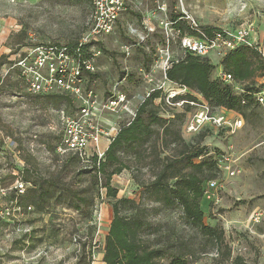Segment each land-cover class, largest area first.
Listing matches in <instances>:
<instances>
[{
    "label": "rangeland",
    "instance_id": "1",
    "mask_svg": "<svg viewBox=\"0 0 264 264\" xmlns=\"http://www.w3.org/2000/svg\"><path fill=\"white\" fill-rule=\"evenodd\" d=\"M92 9L91 0H0V264H106L114 200L102 187L103 176L97 184L93 172L85 171L93 155L104 154L153 88L165 114L188 116L199 108L169 104L172 88L207 101L194 89L170 84L163 49L177 60L185 56L181 35L240 25L264 32V0H143L112 34L90 41ZM174 15L183 31L172 22ZM54 46L70 57L53 58ZM207 57L218 78L224 56ZM54 62L66 69L60 76L65 84L54 81L47 67ZM36 81L42 86L35 90ZM263 82L257 76L238 87L243 92ZM114 93L125 101L112 104ZM242 110L244 125L236 132L209 124L190 134L187 116L182 124L184 139L201 141L205 157L215 162L210 179L216 186L206 181L199 199L203 225L211 231L191 225L181 207H164L155 217L157 231L146 239L165 248L177 245L171 250L184 251L185 264H264V119L257 108ZM71 129L89 138L88 145L91 134L102 130L100 150L89 145L78 154L66 152L62 143ZM136 174L152 177L149 169H126L110 185L120 197L140 199ZM19 178L29 182L24 193L15 190ZM165 256L158 264L170 261Z\"/></svg>",
    "mask_w": 264,
    "mask_h": 264
},
{
    "label": "trees",
    "instance_id": "2",
    "mask_svg": "<svg viewBox=\"0 0 264 264\" xmlns=\"http://www.w3.org/2000/svg\"><path fill=\"white\" fill-rule=\"evenodd\" d=\"M172 22H175V27L184 30L178 16L174 15ZM206 32L212 33L210 29ZM221 63V69L240 83L264 76V61L255 46L240 45L224 55ZM215 69L216 65L207 56L185 52L184 57L171 61L166 77L194 89L207 101L242 116V108L250 106L257 108V114L261 116L254 99V92L259 87L247 85L243 92L237 94L231 84L212 76ZM157 97H161L159 91L147 97L137 108L131 122L120 127L101 159L93 156V165L85 168V171L93 172L97 184L103 176L102 187L114 200V216L105 236L106 264H158L166 254L170 257L166 264H185L184 251L171 250L177 245L170 243L165 248L158 243H148L146 239L157 231L155 217L164 207H181L182 214L191 225H201L202 229L211 231L203 225L204 213L199 199L205 194V182L213 176L211 171L215 162L205 157L206 147L201 146V141L189 142L182 136L186 112L177 111L165 116L161 111L162 105L155 104ZM179 99L192 101L197 97L177 95L173 102ZM185 105V109L189 110V103ZM198 158L203 159L198 161ZM132 168L138 172L149 169L152 174L148 179L137 174L134 176L142 190L140 199L120 197L118 189L110 185L114 175Z\"/></svg>",
    "mask_w": 264,
    "mask_h": 264
},
{
    "label": "built area",
    "instance_id": "3",
    "mask_svg": "<svg viewBox=\"0 0 264 264\" xmlns=\"http://www.w3.org/2000/svg\"><path fill=\"white\" fill-rule=\"evenodd\" d=\"M91 4L93 5L92 14H91L92 26L90 32L87 35H89L88 39L90 41H97L112 34L118 22L127 21L126 19L127 15L136 12L139 9L140 5L143 4V0H91ZM165 9H166L165 7H162V10ZM163 24H165L166 26L170 25V23L167 21L166 22L164 21ZM135 32L137 35L141 36L140 33H137V30H135ZM199 32L200 33H198V35L180 36L179 45L184 52L193 53L201 57H206L211 53H215L216 55L222 57L226 55L228 52L237 49V47H239L240 45H246L250 47L255 46L260 52L262 60L264 61V32H260L261 34L259 35L251 26L240 25L236 29L223 28L221 30H216L212 33L204 32V31H199ZM51 50L55 54L53 58H60L62 60L70 57L68 52H64L65 50H60L55 46L52 47ZM162 53L166 56L165 59H162L163 63L165 64L164 67L168 69L171 66V61H172L170 50L165 48L163 49ZM42 61L43 60H39L40 65L43 64ZM56 65L57 64H55L54 62L48 64L47 67L49 68L50 73L52 72V75L55 76L54 77L55 82L65 84L63 78L60 76L63 73H65L66 69H64L61 66L57 67ZM86 67H88V69H91V67H89L88 65H86ZM74 70L75 67H73V73ZM80 73H81V69L79 67L77 69L76 77H78ZM218 78L231 84L234 87L237 94L240 93V87H238L239 83L232 77L231 74L219 68ZM172 83L173 82L170 81V84ZM32 84H33L32 87L35 90L40 89L42 86L41 84H39L38 81ZM181 87L183 88L180 89L183 90L184 92L188 91V88L186 86H181ZM156 91H159V89L153 88L151 92L147 93V95L150 96L152 93ZM178 93L179 92L177 90H174L173 88L172 90H169V93L166 94L167 102L173 105H177V104L182 105L184 103H190L191 105L194 104L195 106L199 107L196 108L193 112H190L189 115L187 116V120L184 124V129L188 133L190 134L200 133L203 130L204 126L209 124H214L219 128L229 129L231 132H236L241 127H243L244 118L242 114L239 113L233 115V113H237V112L204 100L200 102H196L194 99L192 101L181 100V101L173 102V100L176 98ZM120 95L119 94L116 95L115 93L111 95L112 104L125 101L126 98L123 96L122 98L120 97ZM254 99L258 105L259 111L261 113V117L264 119V82L259 86L257 91L254 92ZM243 103H245V100H243ZM83 111H86V108H84ZM164 115L171 116L170 113H166V114L164 113ZM135 116H133V118ZM131 120L129 122H131ZM69 133H70L69 137L65 138L62 143L64 145L66 152H73L78 154L79 152L88 149L89 145L92 146V150L94 152H98L100 150L99 148L100 140H101V135L103 134L102 130L98 131L97 133L91 134L90 139H92V141L89 145H88L89 138H87L86 136L80 135L73 129H71ZM103 155H104L103 153L100 154L99 159H101ZM227 168L229 169L230 167ZM230 171H232V173L235 174L234 170H230ZM28 183L29 182L26 181L25 179H21V178L17 179L14 185L15 190L18 193H24ZM208 183L210 187L216 186L215 180L210 179ZM96 212L98 213V210Z\"/></svg>",
    "mask_w": 264,
    "mask_h": 264
},
{
    "label": "crops",
    "instance_id": "4",
    "mask_svg": "<svg viewBox=\"0 0 264 264\" xmlns=\"http://www.w3.org/2000/svg\"><path fill=\"white\" fill-rule=\"evenodd\" d=\"M102 257H104V256L102 255Z\"/></svg>",
    "mask_w": 264,
    "mask_h": 264
}]
</instances>
